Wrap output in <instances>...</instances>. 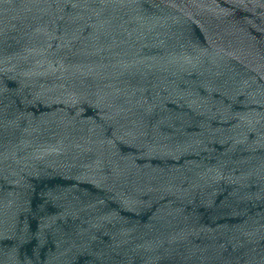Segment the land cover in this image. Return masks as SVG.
Here are the masks:
<instances>
[{
  "label": "water",
  "instance_id": "95a60500",
  "mask_svg": "<svg viewBox=\"0 0 264 264\" xmlns=\"http://www.w3.org/2000/svg\"><path fill=\"white\" fill-rule=\"evenodd\" d=\"M0 264H264V0H0Z\"/></svg>",
  "mask_w": 264,
  "mask_h": 264
}]
</instances>
